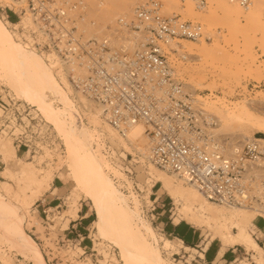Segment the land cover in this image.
I'll return each mask as SVG.
<instances>
[{
  "label": "built area",
  "instance_id": "built-area-1",
  "mask_svg": "<svg viewBox=\"0 0 264 264\" xmlns=\"http://www.w3.org/2000/svg\"><path fill=\"white\" fill-rule=\"evenodd\" d=\"M7 1L0 4V17L15 22L14 37L37 54L51 56L70 90L92 102L116 135L127 139L137 126L149 134L148 164L191 186L212 204L250 210L264 221V144L246 141L231 156L225 155L223 145L208 135L214 127L210 115L184 90L170 66L166 49L180 41H200V25L178 16L164 17L162 0H147L134 9L132 20L120 18L113 29L86 37L80 32L82 0ZM236 1L244 7L251 4L250 0ZM199 4L204 8L203 1ZM22 18L30 24H22ZM123 32L134 42L140 41L131 47L116 46ZM79 70L83 75L75 73ZM0 109V132L13 140L17 152L34 155L54 145L48 124L33 116L28 106L8 98V103L0 99ZM107 150L111 153L112 149ZM116 156L109 159L116 161ZM126 158L130 161H122L121 166L130 178L139 161L137 155ZM58 209L40 207L45 230ZM79 240L83 238L76 234L75 240L63 241L61 247L66 249L68 242ZM259 246L264 251V243ZM231 252V264L254 263L257 257L241 247ZM88 257L91 262L92 253ZM51 261L62 262L58 256Z\"/></svg>",
  "mask_w": 264,
  "mask_h": 264
},
{
  "label": "bare ground",
  "instance_id": "bare-ground-1",
  "mask_svg": "<svg viewBox=\"0 0 264 264\" xmlns=\"http://www.w3.org/2000/svg\"><path fill=\"white\" fill-rule=\"evenodd\" d=\"M103 1L104 2L98 1L95 5L97 6L96 10H100L98 13L99 19L110 21L122 13H130L134 0ZM195 2L199 7L196 8L202 9V4H199L201 0ZM4 3L3 1L0 2L1 5H6L8 1L6 4ZM238 5L240 6V4ZM249 6H240V8L247 10ZM240 8L233 4H225L224 2L222 4L216 3L213 8L211 7L208 9V14L203 18L207 19V21H223L227 25L238 26V18L243 15ZM230 11L237 15L236 18H232ZM86 15H88V13ZM87 20L88 19H86V21ZM21 23L24 25L30 24L29 20L25 18L21 19ZM115 23L113 24L114 26ZM88 26L91 28L93 24L85 22L81 25L82 30H80V32H86ZM14 27L15 22L6 20L4 16L0 17V82L4 83L5 86L22 101L19 102L14 100L16 103H19L21 106H28L33 116L40 117L42 115L40 118L42 120L45 119L52 125L54 130L58 133L56 134L60 135L63 141L65 156L63 158L61 157L60 149L54 143L52 147L47 146L40 150V153L44 154H42V158L32 157V162H24L23 158L30 154L17 152L13 140L7 138L6 135L0 132V138H5L6 141L7 139L12 141L11 147L13 151H11L10 143H7L8 141L3 143L1 142L3 140H1L0 164L7 168H13V173L8 172L6 178L10 182L16 184L17 188L13 189L7 182L0 184V241L6 243L9 248L24 261L30 264H46L37 243L25 232V215H27L28 210L34 205L36 199L43 193L48 191L56 193L63 189H51V183L54 178L61 181L69 178L72 182L70 192L73 194L74 198L71 205L72 209L68 213L67 218L64 220L61 219V228L63 226L67 228L69 222L77 218L80 207L78 199L79 195L82 194L85 201H88L90 204L91 209L89 210H91L95 216L90 227V230L95 232L93 237L112 244L118 250L120 260L123 264H168L166 259L161 256L158 246H160L163 253L169 257L171 261L169 259L167 260L170 262L174 263L173 257L178 256L180 258H185V262L189 264L187 261L190 257L187 258L183 255L181 256L180 253H174L178 246L183 248L182 244L177 240L172 239L173 242H171L162 237H156L152 227L139 213L137 198L131 193H128L129 196H125L108 175V172H110L116 179H122L120 176H125L115 167L118 164L109 161V158L117 154V161L115 162L120 163L123 161V163H125L124 161L129 162L126 158L128 154L132 156L137 155V161H139L138 168L139 171H141L139 174H144V176L147 174L146 178L143 177L145 179L143 183L149 188L148 193H152L151 189L158 184L160 186L158 190L159 195L165 194L172 201V204L175 206V212L173 213L175 225L179 223V220H182L193 228L200 230L204 236L207 232H210V239H207V236L203 238L206 240V244L213 240H218L220 242L221 249L219 255L228 248L240 246L246 253L253 252L257 255L254 259V263L243 261L241 264H256L258 259L263 261L262 264H264V258L262 257V255L264 256V251L258 247L253 238L255 232L254 225L257 219H259L258 214L250 210L246 211L239 208L223 207L212 204L205 200L191 186L183 184L171 175L169 177V174L148 164V143H146L143 148H139L136 145H132L131 141L133 139L132 135L137 136L133 139L134 141H139L138 139L144 135L145 141L147 142L149 134L145 132L142 127L137 126L129 133L127 139H121L103 121L101 111L95 107L92 102L87 101L78 93L70 90L66 85L64 74L62 70H60L61 68L57 66V63L53 61L51 56L37 54L32 51V49L20 43L16 39V36V38L14 37L13 33H11ZM92 28L95 30L94 26ZM123 35H125L124 32ZM127 36H122L123 38H120V40L116 42V46L121 43L127 46L129 43L125 41L127 40ZM111 41H113L112 38ZM131 42L130 44H132ZM197 42L199 41H196V43ZM177 47L178 45L173 44L166 49L168 57L171 53L175 52ZM206 52H209V49L206 48L205 44L201 43L200 47L195 49V52L189 51L187 55L202 56ZM75 73L77 75H83V72L80 70ZM51 97L60 103L62 108L53 107L51 105L52 101L50 103L48 102ZM253 101L264 103V96H258V98L253 99ZM1 102L8 103V98L5 100L1 99ZM246 103L247 102H243L241 105L236 104L227 106L224 104V101H219L217 103L219 108L216 107L215 103H211V107L215 109L217 113V117H214L218 119L219 124L212 118H207L209 121L213 122L214 127L219 126V128H225L227 131L230 130L233 132L244 126H254L258 133L264 134V120L256 118ZM90 106L95 108L94 113L89 111ZM201 106H203V104ZM80 113L82 116H80ZM1 115L3 114L0 109V117ZM81 120L88 121V124L90 123V126H92L94 130L89 131L84 127L83 123H81ZM96 129H100L101 133H97ZM215 130L216 129H214V131L209 130L208 135L211 138H215L217 142L223 145L225 155L231 156L242 143L237 146V142L235 144L233 140H227L224 139V137L221 138V135L219 136V134H217L218 131L215 132ZM16 132H18V130ZM103 134L108 137L110 143L114 142L116 145L115 147H119V149L115 148L111 150V153L105 150L104 154H102L105 161L100 153L103 152L105 147ZM94 136L95 139L98 140L99 150L102 149L97 153L90 146V142ZM246 141L264 144V140L262 139L250 138ZM54 149H56V151ZM51 151L58 154V163L55 167H49L43 170L37 169L32 165V163L36 162V165L39 166L41 164L40 161L43 162L44 157L48 156ZM13 154L16 158H14V160ZM18 154H22L23 158L19 157ZM63 163L66 165V175L62 173V170L65 169L62 167ZM254 174L257 175V173ZM125 178L126 177H124L123 180H125L126 185L129 184L128 189L130 190L131 184ZM128 198L131 200L130 202L133 203V207L128 205ZM43 204L49 208L48 203L40 200L35 208L36 211H33L32 214L40 215V207L43 206ZM147 204H151L148 197ZM55 207L60 208L59 205ZM53 208L54 207L49 208L50 211H53ZM32 218L35 219V216H32ZM55 218L58 220V215H56ZM53 221L54 219H52V224L54 223ZM41 225H43V223ZM42 228H44V226H42ZM63 241H65V239H63ZM81 241L82 240L76 242ZM72 243L68 242L70 246H72ZM68 247L66 249L62 247L58 248L69 250ZM87 249L86 247V250ZM185 250L188 251L189 249L185 248ZM64 257H66L67 260L64 261V264H66V262L71 264V258L68 256ZM237 264L239 263L237 262Z\"/></svg>",
  "mask_w": 264,
  "mask_h": 264
},
{
  "label": "rangeland",
  "instance_id": "rangeland-1",
  "mask_svg": "<svg viewBox=\"0 0 264 264\" xmlns=\"http://www.w3.org/2000/svg\"><path fill=\"white\" fill-rule=\"evenodd\" d=\"M2 1L3 3L5 2L4 4L7 3L6 0H0V2ZM82 1L85 8L84 11L81 12L83 14L84 23L87 22L88 24H93V26L95 27L94 29L96 30H93V26L91 28L90 26H88L90 30L87 27L89 31L86 28V32H84V35L86 37L91 34H99L100 32H104L106 28L115 27V21L120 18L132 20V11L136 7L143 6L147 3V0H134L130 13H126L127 15L122 13L124 15L120 14L119 16L114 17L113 20L103 21L99 19L100 17L98 13L100 10H96L97 6H95L98 1L104 2L103 0ZM195 1L200 0H184L183 2L180 0H162V8L160 10L162 15L166 17H171L172 15H174L178 16L183 22L198 24L201 26L203 33V39L199 41L200 43L181 41L179 42L175 52L170 54V65L173 68L176 77L182 84L184 90L196 101L198 107L200 109L202 108V110L209 114L210 117L212 116L211 118L217 123L218 119L215 118L217 117V113L215 109L211 107V103H215L216 107L219 108V105L217 104L219 101H224V104H226L227 106L236 104L241 105L243 102H247L246 104L250 107L253 115L258 119L264 120V103L253 101V99L258 98V96H264V0H250L251 4H249L250 6L247 10L240 8L236 0H201L205 3L204 8L202 9L196 8ZM223 2L225 4H233L239 7L242 11L243 15L239 16L238 18V26L227 25L223 21H207V19L203 18L208 14L207 12L209 8H213L216 3L222 4ZM87 13L88 15H86ZM230 15L232 16V18H236L237 16L232 11H230ZM86 19L88 20L86 21ZM11 20L12 18H10V21ZM114 23L115 26L113 25ZM9 30L11 31L10 28ZM124 34L125 35H123L122 33L121 36L126 37L128 35L125 32ZM137 40L138 42L140 41V39ZM137 40L134 42L129 36H127V40L125 41L129 42L128 44L131 47L133 46V44L137 43ZM130 42L132 44H130ZM201 43L205 44L206 48L209 49V52H206L202 56L187 55V52L189 51L195 52V49L200 47ZM6 98H11L13 100L22 102L12 91H10L5 86L4 83L0 82V99L5 100ZM48 102H51V105L53 107L62 108L60 103L55 101L53 97L49 98ZM202 104L203 106H201ZM89 111L91 113H94L95 108L90 106ZM80 116H82L81 113ZM84 119L86 120L85 117ZM43 120L50 127L52 141L60 149V155L63 158L65 156V147L63 145V141L60 138V135H57L58 133L54 130L50 123H48L45 119ZM83 125L89 131L94 130L92 126H90L91 124H88V121H84ZM214 129H216L215 132L218 131L217 134H219V136L221 135V138L224 137V139L231 141L233 140L235 144L237 142V146L245 142L246 140H249L250 138L264 140V134L258 133L254 126H244L240 129H236L233 132L230 130L229 132L225 128L224 130L222 127L219 128V126L212 128L213 131ZM96 132L99 133L100 129H96ZM132 136L133 139L137 137L134 135ZM133 139L131 141L132 145H136L139 148H143L145 144L148 143V141H145L144 135L140 139H138L139 141H134ZM0 141L5 143L6 140L5 138H0ZM7 141V143H10V148L12 151V141L9 139H7ZM103 141L105 143V147L103 149V152H100L101 155L104 154L105 150L108 152L107 147H110L112 150H114L115 148L119 149V147H115L116 145L114 144V142H109L106 135H104ZM90 143V146L93 148V150H95L96 153L102 150H99L98 140L95 139V136L92 138V141ZM54 150L56 151V149ZM22 154H18L19 157L23 158ZM42 154L43 153L38 152L34 155H27V157L23 158L24 162H32V157L42 158V156L44 155ZM101 157L105 161L104 156L102 155ZM14 158L15 156L13 154V160ZM109 161L117 163L118 165H116L115 167L119 169V172L121 171V173L125 175L123 166H121L122 162H115L111 159H109ZM127 161H130V158H128ZM40 163L41 164L39 166L36 165V162L32 163V165L37 169L43 170H46L49 167L53 168L58 163V154H56L54 151H51L48 156L44 157L43 162L40 161ZM63 164L62 167L65 169L62 168V173L66 175V165ZM0 167V184L3 182H7L13 189H17L16 184L10 182L6 178L8 172L13 173V168H7L5 166H2L1 164ZM133 170L134 174L132 177L129 178L127 176H120L122 177V179L120 178L121 180L116 179L110 172H108V175L117 185V188H119V190L125 196H129L128 193H131L137 198L139 203V213L141 214V217L152 227L156 237H162L173 242V240L167 236L163 229H165V226L169 225V223L174 224L173 213L175 212V206L165 194L159 195L158 190L160 186L158 184L151 189L152 193L155 194L154 196L160 197V200H162L161 202H156L154 200L155 197L151 195L152 193H148L149 188L146 186V184L143 183V181H145L144 178H146L147 174L145 176L144 174H139L141 171H139L138 165H134ZM124 177H126L125 179H127L131 184L130 190L128 189L129 184L126 185L125 180H123ZM60 182V187L61 189H63L60 192L53 193L56 197L59 198L58 202L60 204V209H58L57 211V215L59 218L58 220L55 218V216L53 221L54 223H51L48 229L45 230L44 228H42L43 225H41V216L32 214L33 211H36L35 208L40 200H43L47 203L45 198L49 197L48 194L50 191L43 193L38 199H36L34 205L28 210L27 215H25V232L37 243L46 264H64V256H68L71 258V264H123L120 260L118 250L112 244L93 237L95 232L91 231L90 227L91 222H93L95 219V216L92 211L89 210L91 209L90 204L88 201H85L82 194L79 195L78 199L80 204L79 210H81V207L83 206L86 209L88 215H90L91 219V222L85 227L87 229V231H84L86 239L81 242H74L72 243V246L68 244L69 250L58 248L62 246L61 242H63V239H65V241L75 240V237L71 235H68L65 238L67 228L64 226L61 228V221L67 218L68 213L72 209L71 205L74 198L73 194L70 192L72 182L69 178L64 181L60 180ZM145 196L150 199L151 204H147V197ZM130 201L131 200H129L128 205L130 207H133V203H131ZM32 216H35V219L32 218ZM179 223L185 222L179 220ZM187 225L190 226L197 235H200L201 238H205V236H207V239H210V232H207L204 236V234L200 230L193 228L189 224ZM214 243L218 244L217 240H215ZM86 247L89 249V252L82 258H80V260H76L78 257H80L81 253L86 250ZM158 249H160L161 256L166 259V262L168 264H187L185 262V258H180L178 256L173 257L175 261L174 263L170 262L171 260L163 253L160 246H158ZM91 253L92 261L90 262L88 256L91 255ZM174 253H180L181 256L184 255L187 258L190 257L187 261L189 262V264L193 258L196 259L195 252L184 251L179 246L177 247L176 251H174ZM55 256H59L58 258H60L62 262L51 261L53 258H55ZM167 259H169L170 261ZM10 262L11 264H30L29 262L22 260L12 249L9 248L6 243L0 241V264H10ZM262 262L263 261L258 259L256 264H262ZM191 264L196 263L194 261H191Z\"/></svg>",
  "mask_w": 264,
  "mask_h": 264
},
{
  "label": "crops",
  "instance_id": "crops-1",
  "mask_svg": "<svg viewBox=\"0 0 264 264\" xmlns=\"http://www.w3.org/2000/svg\"><path fill=\"white\" fill-rule=\"evenodd\" d=\"M60 184V180L55 178L51 185V189H60ZM151 195L154 196L155 194L152 193ZM48 196L50 198H45V200L47 201L49 208L60 205L58 202L59 198L56 197L52 191L49 192ZM154 197V200L156 202L162 201L160 200V197ZM90 222V215H88L86 209L82 206L81 210L78 211L77 219L69 222V225L67 226L68 232H66L65 235L76 237V234H78L85 240L86 238L84 231H87L85 227ZM254 226L255 232L253 234V238L258 247H260L259 244L264 243V221L261 219H257ZM72 228H74L75 231H72ZM163 231H165L169 238L179 241L182 244V250L186 251L185 248H187L189 249L188 251L195 252L196 259L193 258L191 261H194L196 264H231L233 260L231 249L234 250L235 247H240L235 246L232 248H228L225 252L219 255L221 249L220 242L217 240L218 244H216L214 243L215 240H213L206 244V240H204L203 237L202 239L200 235H197L196 232H194L192 228L187 225V223H179L176 225L169 223V225L165 226V229H163Z\"/></svg>",
  "mask_w": 264,
  "mask_h": 264
}]
</instances>
